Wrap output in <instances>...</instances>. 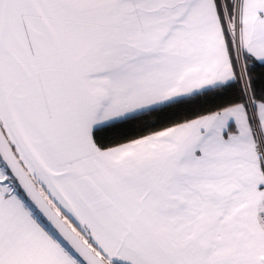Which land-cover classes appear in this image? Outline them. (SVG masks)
Masks as SVG:
<instances>
[{"label": "snow or ice", "instance_id": "obj_1", "mask_svg": "<svg viewBox=\"0 0 264 264\" xmlns=\"http://www.w3.org/2000/svg\"><path fill=\"white\" fill-rule=\"evenodd\" d=\"M264 0H0V264H264Z\"/></svg>", "mask_w": 264, "mask_h": 264}, {"label": "trees", "instance_id": "obj_2", "mask_svg": "<svg viewBox=\"0 0 264 264\" xmlns=\"http://www.w3.org/2000/svg\"><path fill=\"white\" fill-rule=\"evenodd\" d=\"M254 74L257 77L258 86L259 84H264V68L259 66L256 67Z\"/></svg>", "mask_w": 264, "mask_h": 264}]
</instances>
